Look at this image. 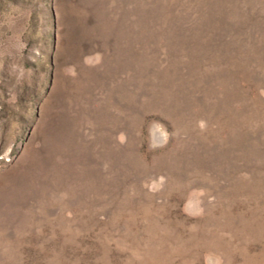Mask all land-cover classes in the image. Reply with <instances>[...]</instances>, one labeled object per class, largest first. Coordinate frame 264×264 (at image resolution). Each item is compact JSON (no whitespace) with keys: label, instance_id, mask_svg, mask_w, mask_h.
<instances>
[{"label":"rangeland","instance_id":"rangeland-1","mask_svg":"<svg viewBox=\"0 0 264 264\" xmlns=\"http://www.w3.org/2000/svg\"><path fill=\"white\" fill-rule=\"evenodd\" d=\"M0 264H264V0H0Z\"/></svg>","mask_w":264,"mask_h":264}]
</instances>
